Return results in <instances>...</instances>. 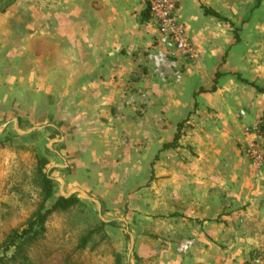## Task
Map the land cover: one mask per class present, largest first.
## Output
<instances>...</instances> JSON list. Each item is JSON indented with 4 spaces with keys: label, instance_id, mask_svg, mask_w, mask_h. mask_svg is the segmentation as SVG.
I'll list each match as a JSON object with an SVG mask.
<instances>
[{
    "label": "rangeland",
    "instance_id": "obj_1",
    "mask_svg": "<svg viewBox=\"0 0 264 264\" xmlns=\"http://www.w3.org/2000/svg\"><path fill=\"white\" fill-rule=\"evenodd\" d=\"M139 1L134 19L150 34L120 52L134 62L118 75L125 86L94 91L77 87L101 0H0L1 264H264V242L248 245L264 235L201 243L207 220L186 217L200 210L203 183L231 178L228 167L264 179V162L254 169L246 155L252 146L264 156V0H177L194 59L160 44ZM62 196L77 201L37 240L8 247Z\"/></svg>",
    "mask_w": 264,
    "mask_h": 264
},
{
    "label": "crops",
    "instance_id": "obj_2",
    "mask_svg": "<svg viewBox=\"0 0 264 264\" xmlns=\"http://www.w3.org/2000/svg\"><path fill=\"white\" fill-rule=\"evenodd\" d=\"M101 1L103 4L100 5L99 18L96 19L95 25L89 26L88 41L94 54L90 55L88 71L83 73L89 75V78H83V81L78 83L79 90L86 87L94 91H114L123 88L124 82L118 75H125L129 69L132 70L134 62L121 57L120 52L125 49L128 51L137 49L150 34L148 29L142 27V22L134 19L136 17L134 12L139 15L144 11V6L139 0ZM228 168L225 173L231 178L222 180L218 178L216 184H211L209 181L206 182L207 184L203 183L206 189L201 190L200 210L190 209L186 216L190 219L207 220L197 229L198 232L202 231L201 243L207 244L208 238H216L220 243L219 238L224 239L227 234L241 235L242 229H245L244 233L247 235L257 232L260 238L264 235V230L259 228L260 225L264 226V179L254 181L242 177L245 176L244 171L247 166L243 170L241 166ZM210 186H215L217 189L210 190ZM213 219H217L218 222L209 221ZM187 226L193 229L189 224ZM197 230H194L193 235H198ZM203 234L207 237L203 238ZM253 239L250 237L248 239V245L251 247L255 243L259 245L264 242ZM234 241L233 246L239 240L237 238V242Z\"/></svg>",
    "mask_w": 264,
    "mask_h": 264
},
{
    "label": "built area",
    "instance_id": "obj_3",
    "mask_svg": "<svg viewBox=\"0 0 264 264\" xmlns=\"http://www.w3.org/2000/svg\"><path fill=\"white\" fill-rule=\"evenodd\" d=\"M145 2L160 44L177 51L184 58L194 59L195 52L186 28L176 17L177 0H145ZM246 155L254 169L262 166L264 156L257 148L252 146L247 148Z\"/></svg>",
    "mask_w": 264,
    "mask_h": 264
},
{
    "label": "trees",
    "instance_id": "obj_4",
    "mask_svg": "<svg viewBox=\"0 0 264 264\" xmlns=\"http://www.w3.org/2000/svg\"><path fill=\"white\" fill-rule=\"evenodd\" d=\"M261 1L262 0H257L255 8L259 7ZM146 10L148 11V8ZM204 15L213 17L215 19H221L220 16L212 10H205ZM219 77H220L219 74H216L215 80H214V86L212 87L210 92L215 91V84L218 82ZM256 89L260 93L264 92V89H259V88H256ZM258 130L264 136V123L261 122L258 125ZM179 137H180L179 133L175 134L173 141L169 144L164 145L162 149L168 150V149L175 148L177 141L179 140ZM42 183H43L44 199L48 200L52 196V190H53L52 180H50L46 176H43ZM76 201L77 200L74 197H68V198L59 197L54 202V204L51 206V208L45 210L44 212H41V211L38 212L30 221H28V223L26 224V229L22 230L20 233L13 232L12 235L10 236L8 247L15 246L19 240H24V241L25 240L26 241L37 240L44 233V225L48 217L54 212L68 210L76 203ZM91 235L92 233L90 232L88 235L82 238L79 249H83L85 247ZM1 261L2 260H0V264H1Z\"/></svg>",
    "mask_w": 264,
    "mask_h": 264
},
{
    "label": "water",
    "instance_id": "obj_5",
    "mask_svg": "<svg viewBox=\"0 0 264 264\" xmlns=\"http://www.w3.org/2000/svg\"><path fill=\"white\" fill-rule=\"evenodd\" d=\"M63 197V196H62ZM64 198H66V197H64Z\"/></svg>",
    "mask_w": 264,
    "mask_h": 264
}]
</instances>
